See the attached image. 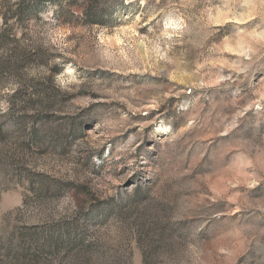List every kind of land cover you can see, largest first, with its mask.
Here are the masks:
<instances>
[{
  "label": "rangeland",
  "instance_id": "1",
  "mask_svg": "<svg viewBox=\"0 0 264 264\" xmlns=\"http://www.w3.org/2000/svg\"><path fill=\"white\" fill-rule=\"evenodd\" d=\"M27 6L0 0V264H264V0Z\"/></svg>",
  "mask_w": 264,
  "mask_h": 264
},
{
  "label": "trees",
  "instance_id": "2",
  "mask_svg": "<svg viewBox=\"0 0 264 264\" xmlns=\"http://www.w3.org/2000/svg\"><path fill=\"white\" fill-rule=\"evenodd\" d=\"M26 0H17V5L20 6L21 8L23 7V2H25ZM60 2V0H31V6H27L30 7L29 10H20L22 12H18L16 15L19 17L20 21H23V19L26 17L27 13L30 11V10H33L34 8V11L39 9V7L41 5H46L47 3H50V4H55V3H58ZM16 15H11L10 18H13L15 17Z\"/></svg>",
  "mask_w": 264,
  "mask_h": 264
}]
</instances>
